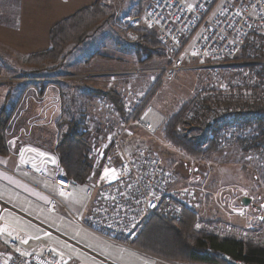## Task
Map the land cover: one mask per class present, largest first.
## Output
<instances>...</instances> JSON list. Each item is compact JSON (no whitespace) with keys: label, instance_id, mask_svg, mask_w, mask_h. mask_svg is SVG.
<instances>
[{"label":"rangeland","instance_id":"obj_1","mask_svg":"<svg viewBox=\"0 0 264 264\" xmlns=\"http://www.w3.org/2000/svg\"><path fill=\"white\" fill-rule=\"evenodd\" d=\"M146 1H100L99 3L107 13L106 21L95 33L91 34L84 44L72 49V53L67 58L68 65H61L53 72L34 74L22 65L23 61L20 58L15 60L8 52L0 49V57L5 61L3 62L6 74L14 73L17 76L8 83L11 82L10 85L21 83L26 86H36L37 94L41 97L40 92L42 91L43 95L45 88L52 83H60L61 86V82H68L70 87L65 91L66 96L62 100L66 109L59 111V116L54 124L55 135L53 138L56 137V145L61 133L66 132L67 129L66 125L61 122L74 121L83 125L82 132L84 134L86 133L83 130H87L85 135L87 143L94 142L99 147L108 142L110 134L119 132L125 126L128 120L125 109H134L139 99H148L153 110L145 120L150 122L152 131L144 132L140 129H131L130 135L133 137L130 139H133L125 140L127 148L133 150L136 147H145L155 152L160 156L163 165L170 171L174 186L178 188L189 186L197 189L195 197L190 201V208L187 206L196 214L197 228L212 231L219 236L254 239L264 245V221L259 223L254 210L239 204V197L242 195L249 196L257 205L264 202V151L262 149L257 153L254 151L243 152L237 143L239 139L249 138L247 135L253 131L250 127H246L248 125L245 123H249L253 128H255V122L260 121L264 124V114H258L259 108L248 105L242 100V97L234 96L232 89L236 84L235 81L240 76L243 77V75L239 76L237 69L223 71L218 75L204 71L180 72L174 80L169 82L162 81L155 72H148L168 64L162 44L147 29L139 30L138 38L145 34L147 39L153 43L150 44L148 41V46L146 45L147 41L138 42V39L133 42L127 37V32L120 31L115 27L116 19L118 20L120 16L141 15ZM145 47H148L149 51ZM94 59L95 65L92 69L87 66L89 69L84 68L82 71H77L79 61L85 65L86 61ZM235 60H243L242 55L235 57ZM63 70L66 74L62 73ZM108 73H112L113 77L103 76ZM60 75L67 78L46 80ZM26 78L36 79V81H26ZM110 81L113 82L112 86H109ZM223 83L230 87L225 98L221 94ZM22 87L24 86L12 89L6 104L10 106L20 98ZM108 91L118 94L123 115L118 113L111 100L103 94ZM187 105V124L177 128L176 132L208 145V142L214 137L211 130L217 129L218 132L214 139L216 138L215 143L218 151L209 159L188 156L164 139L163 130L167 120ZM195 109H208L211 114L207 111L208 116H202L199 120L194 121ZM197 122L199 123L197 124ZM232 124H236L238 127L236 136L241 133L235 141H229L228 135L224 134L226 127ZM40 125L46 129L45 124ZM241 129L247 130L241 132ZM36 133L43 137V141L49 137V130L38 129ZM128 136L125 138L128 139ZM38 145L46 149L50 148L49 145L45 146L40 143ZM261 147L264 148V143ZM55 150L56 147L54 152H56ZM90 163L93 165L92 162ZM96 166L90 174L88 182L100 174L98 172L100 166ZM230 181H234L236 185L241 184L238 193L233 196L234 204H231L234 200L231 197V191L225 188V184ZM79 197L73 193L63 195L62 198L69 199L76 205L79 202L81 204ZM233 218L242 224L234 226L231 224ZM249 218L251 227L244 223ZM228 225L230 228H227ZM244 225L246 228L242 229ZM76 236L75 239L89 251L106 257L115 264H166L160 260L148 261L147 257L130 249L131 246H118L109 243L84 229H79ZM62 246L70 257L69 264H100L71 244L64 242ZM0 255H6L5 249L1 245ZM171 263L191 264L189 262Z\"/></svg>","mask_w":264,"mask_h":264},{"label":"built area","instance_id":"obj_2","mask_svg":"<svg viewBox=\"0 0 264 264\" xmlns=\"http://www.w3.org/2000/svg\"><path fill=\"white\" fill-rule=\"evenodd\" d=\"M115 27L127 32L133 42L142 29L156 36L168 64L148 72L157 73L162 81H172L186 71L218 75L237 69L243 77L235 81L234 96L264 109V0H147L141 15L120 16ZM239 55L243 60L236 61ZM66 78L60 75L46 80ZM112 85L110 81L109 86ZM221 88L225 98L230 87L223 83ZM152 110L148 99H139L134 109H125V126L110 134L108 142L99 147L91 142L87 151L92 172L98 165L100 174L85 184L81 215L72 219L96 237L118 246H130L154 213L180 220L197 191L195 187L172 188L171 173L155 152L145 147L127 148L125 137L131 129L152 131L145 120ZM200 112L197 109L195 114ZM83 131L87 134L86 129ZM237 132V125L232 124L224 134L229 141H235L241 134L236 136ZM16 170L52 183L64 195L79 191V185L66 177L57 156L35 146H20ZM7 209L15 211L0 200V245L6 252L5 256L0 255V264L70 263L66 251L45 242L49 235H59L44 227L43 236L32 237L1 219ZM71 244L102 264H115L78 243ZM220 258L227 264H252L224 254Z\"/></svg>","mask_w":264,"mask_h":264},{"label":"crops","instance_id":"obj_3","mask_svg":"<svg viewBox=\"0 0 264 264\" xmlns=\"http://www.w3.org/2000/svg\"><path fill=\"white\" fill-rule=\"evenodd\" d=\"M100 1L102 0H0V49L8 52L15 60L19 58L22 60L29 54L43 51L49 47V33L55 24L73 15L79 9ZM67 58L62 66L69 64ZM3 61L0 57V109L6 105L13 88H17V86L18 88L24 87L20 89L21 96L16 101V111L5 132L7 155L0 156V200L15 209V211L10 209L3 211L1 219L32 237L43 236L45 234L44 227L51 229L62 237L49 235L45 242H51L62 250H64L62 244L64 242L71 244L69 241L83 246L75 239L79 229L83 230V228L71 218L81 215L84 204L81 191L86 185L79 186V191L74 193L80 196L79 199H81V204L79 202L74 205L69 199L62 198L64 194L60 193L52 183L16 170L17 156L21 145H32L55 154L54 124L59 116V111L66 109V105L63 104L62 100L66 96L65 91L69 90L70 86L68 82H61V86L60 83H52L45 88L43 95L39 97L36 86L21 85V83L10 85L11 82H8L13 81L17 76L14 73L6 74L5 61ZM78 63L77 71H82L84 68L92 69L95 65V59L86 61L85 65H82L80 61ZM62 73L66 74L65 70ZM6 84L9 86L6 87ZM40 124H45L46 129ZM38 129L49 130V137L45 138V141H43V137L38 136L36 133ZM128 135V139L125 140H132L133 138H130L133 136L130 133ZM39 143L45 146L49 145L50 148H43L38 145ZM240 186L241 184L236 185L234 181L225 184V188L231 191V197L238 193ZM171 187L179 189L174 186V182ZM243 197L249 196H240L239 204ZM234 203L235 199L231 204ZM188 206L190 208L191 204ZM259 216L260 214L256 212V219L260 223L264 219L260 221ZM29 219H33L41 225H36ZM231 221L234 226L242 224L236 222L234 218ZM250 222V218L244 221L251 227ZM227 228H230V226L228 225ZM244 228H246L245 225L242 229ZM130 249L141 253L148 258V261L160 260L166 264H172L142 251ZM84 255L88 254L84 253ZM90 258L102 264L96 257Z\"/></svg>","mask_w":264,"mask_h":264},{"label":"trees","instance_id":"obj_4","mask_svg":"<svg viewBox=\"0 0 264 264\" xmlns=\"http://www.w3.org/2000/svg\"><path fill=\"white\" fill-rule=\"evenodd\" d=\"M106 19V10L99 2L79 9L73 15L55 24L49 33V47L25 56L22 59L23 65L34 74L56 71L69 56L72 49L85 42L91 34L104 24ZM138 39V42L147 41V46L148 41L153 44L145 34L140 35ZM145 49L149 51L148 47ZM103 94L111 100L118 113L123 115L118 94L114 91ZM40 96H42V91ZM16 106L17 103L15 102L10 106L6 104L0 109V156L7 155L5 132ZM187 111L188 105L167 120L163 130L164 139L188 156L209 159L218 151L215 143L216 138L214 139L218 130H211L214 137L208 142V145L177 133V128L187 124ZM201 111L199 115L194 114V121L207 115V111L211 114L208 109H201ZM257 112L264 114V109H259ZM61 124H65L67 129L66 132L61 133L55 155L66 177L75 184L83 186L88 183L92 172V165L86 156L89 144L82 132L84 127L81 123L74 121L61 122ZM254 124L255 128L246 122L245 125H248L246 127H250L253 131L247 133L249 138L237 141L243 152L254 151L257 153L262 149L264 151V148L261 147L264 143V124L260 121ZM246 130L241 129V131ZM196 221V214L188 208L184 209L182 217L178 221L154 213L130 246L167 262L227 264L224 259L220 258V254H224L233 260L264 264V245L261 242L234 236H219L212 231L197 228Z\"/></svg>","mask_w":264,"mask_h":264},{"label":"water","instance_id":"obj_5","mask_svg":"<svg viewBox=\"0 0 264 264\" xmlns=\"http://www.w3.org/2000/svg\"><path fill=\"white\" fill-rule=\"evenodd\" d=\"M240 204L244 207H250L252 209H254L257 213L260 214L259 216V220L262 221L264 219V202H262L260 205L255 204L254 202H252L251 198L249 197H243L240 200ZM262 210V212H261ZM54 232V231H53ZM61 236V235H59ZM62 237V236H61ZM67 240V239H65ZM69 241V240H68ZM70 243L76 244L72 241H69ZM77 245V244H76ZM83 248V247H82ZM85 249V248H84Z\"/></svg>","mask_w":264,"mask_h":264}]
</instances>
